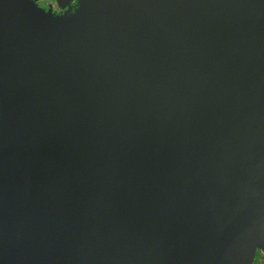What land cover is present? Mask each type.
I'll use <instances>...</instances> for the list:
<instances>
[{
	"label": "water",
	"instance_id": "water-1",
	"mask_svg": "<svg viewBox=\"0 0 264 264\" xmlns=\"http://www.w3.org/2000/svg\"><path fill=\"white\" fill-rule=\"evenodd\" d=\"M264 0H0V264H254Z\"/></svg>",
	"mask_w": 264,
	"mask_h": 264
},
{
	"label": "flooded vegetation",
	"instance_id": "flooded-vegetation-1",
	"mask_svg": "<svg viewBox=\"0 0 264 264\" xmlns=\"http://www.w3.org/2000/svg\"><path fill=\"white\" fill-rule=\"evenodd\" d=\"M40 9L45 12L49 10L53 14H63L74 11L77 6V0H32ZM254 264H264V253L257 251Z\"/></svg>",
	"mask_w": 264,
	"mask_h": 264
}]
</instances>
